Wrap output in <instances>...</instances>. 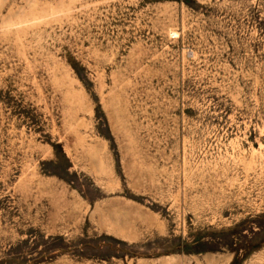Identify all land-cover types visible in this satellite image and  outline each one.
Wrapping results in <instances>:
<instances>
[{"label":"rangeland","instance_id":"obj_1","mask_svg":"<svg viewBox=\"0 0 264 264\" xmlns=\"http://www.w3.org/2000/svg\"><path fill=\"white\" fill-rule=\"evenodd\" d=\"M0 264H264V0H0Z\"/></svg>","mask_w":264,"mask_h":264}]
</instances>
